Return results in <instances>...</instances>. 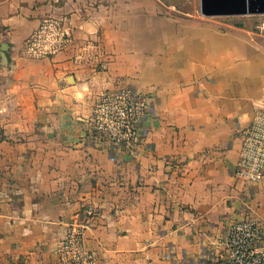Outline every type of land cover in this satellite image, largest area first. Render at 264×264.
<instances>
[{
    "label": "crops",
    "instance_id": "obj_1",
    "mask_svg": "<svg viewBox=\"0 0 264 264\" xmlns=\"http://www.w3.org/2000/svg\"><path fill=\"white\" fill-rule=\"evenodd\" d=\"M44 13L0 2V264H61L71 224L85 226L94 264H214L233 223L264 230V177L234 173L242 132L264 108V36L194 17L132 66L110 41L101 68L77 40L28 57ZM74 27L76 39L96 30ZM125 85L148 102L134 151L90 125L98 95Z\"/></svg>",
    "mask_w": 264,
    "mask_h": 264
},
{
    "label": "built area",
    "instance_id": "obj_2",
    "mask_svg": "<svg viewBox=\"0 0 264 264\" xmlns=\"http://www.w3.org/2000/svg\"><path fill=\"white\" fill-rule=\"evenodd\" d=\"M68 22L62 17L43 18L24 43L32 59H49L64 52L72 42ZM264 36V22L259 26ZM148 110L147 97L125 85L101 92L93 106L90 125L99 138L118 150L134 151L140 142L139 125ZM241 150L234 173L247 182L264 177V108L258 109L242 132ZM85 226L71 224L57 248L61 264H94L97 253L84 243ZM224 256L214 264H264V230L251 219L233 223L224 241Z\"/></svg>",
    "mask_w": 264,
    "mask_h": 264
},
{
    "label": "rangeland",
    "instance_id": "obj_3",
    "mask_svg": "<svg viewBox=\"0 0 264 264\" xmlns=\"http://www.w3.org/2000/svg\"><path fill=\"white\" fill-rule=\"evenodd\" d=\"M7 1V0H0ZM18 3H30L45 11L41 20L47 17H62L68 22L72 42L65 50L78 43L81 53H92L98 67H103L101 53L113 49L110 41L117 42L118 53L123 65L132 66L136 51L150 52L151 41H159L161 31L168 27L177 28L183 21L194 17L207 19L219 28H243L259 34V26L264 15L205 18L199 12V0H15ZM40 20V21H41ZM79 25L88 24L87 38H75L74 31ZM93 30V31H94ZM107 33V34H106ZM94 34V35H93ZM165 35V33H163ZM93 36V37H92ZM261 37V36H260ZM264 39V37H263ZM136 40L142 41L137 43Z\"/></svg>",
    "mask_w": 264,
    "mask_h": 264
},
{
    "label": "water",
    "instance_id": "obj_4",
    "mask_svg": "<svg viewBox=\"0 0 264 264\" xmlns=\"http://www.w3.org/2000/svg\"><path fill=\"white\" fill-rule=\"evenodd\" d=\"M199 12L205 18L264 15V0H199Z\"/></svg>",
    "mask_w": 264,
    "mask_h": 264
}]
</instances>
